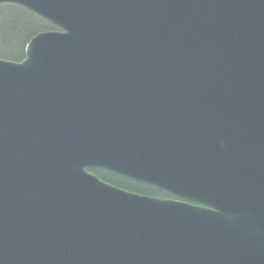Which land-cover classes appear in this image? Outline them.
Masks as SVG:
<instances>
[{
  "label": "water",
  "instance_id": "95a60500",
  "mask_svg": "<svg viewBox=\"0 0 264 264\" xmlns=\"http://www.w3.org/2000/svg\"><path fill=\"white\" fill-rule=\"evenodd\" d=\"M0 3V264H264V0Z\"/></svg>",
  "mask_w": 264,
  "mask_h": 264
},
{
  "label": "trees",
  "instance_id": "16d2710c",
  "mask_svg": "<svg viewBox=\"0 0 264 264\" xmlns=\"http://www.w3.org/2000/svg\"><path fill=\"white\" fill-rule=\"evenodd\" d=\"M58 27L25 6L14 3H0V58L21 61L26 56V47L36 34ZM103 180L116 186L141 194L174 197L169 192L150 184L132 180L115 172L90 169Z\"/></svg>",
  "mask_w": 264,
  "mask_h": 264
}]
</instances>
